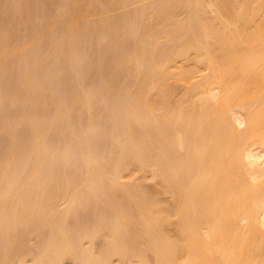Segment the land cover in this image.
Wrapping results in <instances>:
<instances>
[{
    "label": "bare ground",
    "instance_id": "6f19581e",
    "mask_svg": "<svg viewBox=\"0 0 264 264\" xmlns=\"http://www.w3.org/2000/svg\"><path fill=\"white\" fill-rule=\"evenodd\" d=\"M69 263L264 264V0H0V264Z\"/></svg>",
    "mask_w": 264,
    "mask_h": 264
},
{
    "label": "rangeland",
    "instance_id": "374dc122",
    "mask_svg": "<svg viewBox=\"0 0 264 264\" xmlns=\"http://www.w3.org/2000/svg\"><path fill=\"white\" fill-rule=\"evenodd\" d=\"M131 7H134V5H131L129 8H131ZM122 10H123V9L120 8V9H117V10H114V11H111V12H108L107 14H115V13H119V12H121ZM103 15H104V14H97V15H95V17H100V16H103ZM193 63H194V62H193ZM193 63H190V64H192V66H194ZM197 63L199 64V66H200L201 68H203V63H202V62H197ZM197 63H196V64H197ZM180 65H181V64H180ZM206 71H207V70H205V69L201 70L200 72H198L197 77H195V78H191L190 80L196 82V80H197L198 78L201 77V74L205 73ZM174 72H175V71H173V72H171V73L174 74ZM171 73H170V75H169V78H170V79H169V80H170V81H169V84H170V82H171L172 87H170V88H171V89L173 88L172 91H174V96H175V98H177V99L179 98V101H181V100H183V99L180 98V97H183V95L186 93V90H188V88H190L191 86H193L192 84H193L194 82L192 83V82H190L189 80H186V82H188V81L190 82V83L188 82V83H189V85H188L186 82H184V83H186V84H184L183 82H179L180 79H178V78H177V81H176V78H172V77H174V75L172 76ZM151 74H152V73H151ZM154 74H155V73H154ZM155 76H156V75H155ZM170 76H171V77H170ZM175 77H177V75H176ZM195 79H196V80H195ZM181 81H183V80H181ZM188 86H190V87H188ZM187 87H188V88H187ZM191 88H192V87H191ZM171 89H170V90H171ZM170 90H169V92L172 93V95H173V92L170 91ZM189 90H190V89H189ZM189 90H188V94H189ZM155 92H156V93H155ZM154 93H155V96H156V94H158V95L160 96V97H159L160 100H158V101H161V99H163V98L165 97V95H164V97H161V96H163V94H162V93H158V92L156 91V89L154 90L153 94H154ZM192 93L195 94L196 91L194 92V90H193ZM161 94H162V95H161ZM190 94H191V91H190ZM194 94H192L191 96H193ZM158 95L156 96V98H158ZM185 95H186V94H185ZM185 95H184V98H185L186 96H189V95H186V96H185ZM195 95H196V94H195ZM195 95H194V96H195ZM202 95H205V94H199V95L197 94L196 98H197L198 96L201 97ZM155 96H154V97H155ZM159 98H158V99H159ZM187 98H188V97H186V99H187ZM189 98H190V97H189ZM189 98H188V99H189ZM193 98H194V97H193ZM193 98H190L189 101H192V102H193V100H192ZM164 99H165V98H164ZM164 99H163V100H164ZM173 99H174V97H173ZM177 99H176V100H177ZM180 99H181V100H180ZM186 99L184 100V102H185L184 104H182L183 102L181 103V106H182V105L186 106V105H189V104L191 103V102H189V104H188V102H186ZM197 99H198V98H197ZM156 100H157V99H156ZM174 100H175V99H174ZM194 100H196V99L194 98ZM185 104H186V105H185ZM130 166H132V165H130ZM130 166L127 168L128 170L126 169V170H125V173H123V174H125L126 178H129V176L132 175V172L130 173L131 175L129 174V172L133 169V168L130 167ZM134 167H135V166H134ZM130 168H131V169H130ZM135 168H136V167H135ZM135 168H134V169H135ZM129 169H130V171H129ZM132 171L135 172V170H132ZM134 172H133V173H134ZM149 173H150L149 171L146 172V174H148V175L150 176L151 173H150V174H149ZM128 174H129V176H128ZM138 174H139V175H136V173L133 174V175H135V178H136V179L133 180V181H136L137 183H138V182H141V185H142L145 189L147 188V190H148V188H149V191H150L152 188H153V190H154V188H155V189H156V192H157V194H155V195H156V196H159V195H160V194H159V192H160L159 189H160V188H161L160 190L163 189V188H162V185H163V187L165 188V183L162 182L163 180L160 181V180H161V177L158 176L157 179H156V177H155V178H151V177H150V178H146V179H144L143 177H139V176H140V173H138ZM141 175H142V174H141ZM131 177H133V176H131ZM131 177H130V178H131ZM159 178H160V179H159ZM133 179H134V178H133ZM131 180H132V179H131ZM161 182L164 183V184H162ZM150 187H152V188L150 189ZM157 188H158V189H157ZM153 190L150 191V192H153ZM157 190H158L159 192H158ZM162 191H163V190H162ZM156 192L154 191V193H156ZM154 193H151V194L153 195ZM161 194H163V193H161ZM161 196H162V197H160V196H159V197H160V198L167 197V195H166V196H165V195H161ZM163 196H164V197H163ZM168 196H170V195H168ZM169 198L171 199L172 197L170 196V197H168L167 199H169ZM167 199H166V200H167ZM170 199L167 200V203H168V204H169V201H170V204L173 203V199H171V200H170ZM166 200H165V203H166ZM168 204H167V205H168ZM170 204H169V205H170ZM172 205H173V204H172ZM175 218H176V217H175ZM175 218H173V219H175ZM173 224H174V223H173ZM173 224L171 223L172 227L169 225V226H170V229H169V226H168V229L170 230V231H169V230H168V231L171 232V233H169V234H170L171 236L174 235V238H175V237H177V235H178V231H176V229H177L178 227L176 226L177 224H176V225H175V224L173 225ZM177 230H178V229H177ZM175 233H176V234H175ZM175 235H176V236H175ZM172 237H173V236H172ZM69 264H71V263H69Z\"/></svg>",
    "mask_w": 264,
    "mask_h": 264
}]
</instances>
